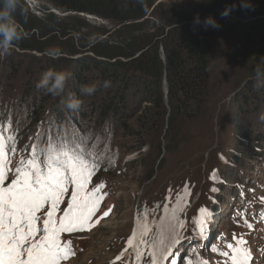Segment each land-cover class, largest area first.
<instances>
[{"label":"rangeland","instance_id":"374dc122","mask_svg":"<svg viewBox=\"0 0 264 264\" xmlns=\"http://www.w3.org/2000/svg\"><path fill=\"white\" fill-rule=\"evenodd\" d=\"M24 1L38 15L42 14L40 8L46 6L39 0ZM166 1L187 12L197 8L196 0ZM88 20L92 24L101 22ZM245 20L227 23L213 42L212 109L208 121H201L176 148H162L158 158L148 146L140 153L127 152L124 137L112 138L85 122L84 129H77L67 120H54L53 113L46 111L41 119L32 121L26 113L24 75L10 84L1 75L0 140L5 144L9 169L4 186L15 178L20 161L30 158L33 146L43 165L50 140L59 143L60 138L72 140L74 135L79 137L77 143L83 142L81 148L87 158L96 159L109 170L94 172L88 179L81 195L98 203L82 229L60 234L62 245L71 242L72 253L60 264H151L150 247L137 246L139 234L146 231L143 238L150 242L161 231L165 216L170 218L174 209H178L176 217L183 224L180 243L172 247L173 255L159 264H231L230 258L223 255L232 254L229 244L250 252L248 264H264V157L252 165L247 176L238 174L237 165L228 166L238 152L235 144L239 134L249 131L255 132L253 139L264 137V121L260 120L264 108L245 115L234 100L235 93L251 78L252 51L248 42L255 38L241 26ZM256 41L253 40L252 50L257 48ZM243 47L245 51H239ZM238 180H242L241 184L235 183ZM100 185L103 187L94 193ZM73 189L69 183L58 206L57 221L67 209ZM47 207L37 213L40 231L36 239L44 234ZM134 230L137 238L129 246L127 241ZM241 239L246 243L238 245ZM138 247L142 249L139 259Z\"/></svg>","mask_w":264,"mask_h":264},{"label":"trees","instance_id":"16d2710c","mask_svg":"<svg viewBox=\"0 0 264 264\" xmlns=\"http://www.w3.org/2000/svg\"><path fill=\"white\" fill-rule=\"evenodd\" d=\"M39 1L46 3L41 15L21 0L23 11L14 15L24 38L0 57V78L10 84L24 75L26 113L32 121L46 111L77 129H84L85 122L112 138L124 137L127 152L140 153L148 146L158 158L162 148H176L201 121H208L213 42L218 30L235 19H246L241 26L257 40V48L252 50L253 40L248 42L251 78L234 100L245 115L264 108V88L256 87L255 76L257 68L264 70V0H196L192 12L166 0ZM226 9L227 15L221 16ZM86 15L101 22L92 24ZM209 16L219 28L204 26ZM54 47L62 53L56 59L47 54ZM49 68L72 73L62 96L53 97L36 87ZM104 81L109 87H103ZM92 83L98 84L97 90L82 96L80 85ZM72 95L84 101L77 110L65 106ZM254 134H239L238 152L228 161L244 176L264 157V137L253 139ZM89 162L95 164L93 173L109 171L96 159Z\"/></svg>","mask_w":264,"mask_h":264},{"label":"snow or ice","instance_id":"6c2138e0","mask_svg":"<svg viewBox=\"0 0 264 264\" xmlns=\"http://www.w3.org/2000/svg\"><path fill=\"white\" fill-rule=\"evenodd\" d=\"M78 140L79 137L75 135L72 140L60 138L59 143L50 140L43 165L37 159L36 146H33L30 158L20 161V166L15 169V178L7 186L4 184L8 179V161L5 144L0 140V264H60L61 260L72 254L71 242L62 245L60 234L82 229L98 203L88 195H81L95 164L89 162L81 148L83 142L77 143ZM69 183L74 185L71 201L57 221L58 206L68 191ZM101 187L103 185L94 189V193L99 192ZM46 205L44 234L36 239L40 231L37 213ZM177 211L174 209L170 218L165 216L161 231L150 242L143 238L146 231L139 234L141 238L137 246L147 244L150 247L151 264H159L160 260L173 255L172 247L180 243L183 224L176 217ZM200 223L203 225L204 221ZM136 238L137 231L134 230L127 241L128 245L132 246ZM244 243L242 239L238 241V245ZM228 247L232 249V254L224 252L223 255L230 258L231 264H248L251 256L247 249L232 244ZM141 255L142 249L138 247L137 258ZM172 264L176 262L172 261ZM201 264L207 262L201 261Z\"/></svg>","mask_w":264,"mask_h":264},{"label":"clouds","instance_id":"9594fccd","mask_svg":"<svg viewBox=\"0 0 264 264\" xmlns=\"http://www.w3.org/2000/svg\"><path fill=\"white\" fill-rule=\"evenodd\" d=\"M20 9L21 0H0V57L10 54L11 50L18 46L20 41L24 38L18 22L15 20V13ZM227 15V9L221 13V16ZM199 17H197V23ZM205 27L219 28L218 22L211 16L204 20ZM47 54L52 58H58L62 53L58 47L47 50ZM72 73L65 69L49 68L45 70L38 80L37 89H43L46 93L53 97L62 96L68 85ZM256 87L264 88V70L257 68L256 73ZM98 84H81L79 91L82 96H90L97 90ZM103 87H109V82L104 81ZM65 106L71 110L79 109L84 101L74 95L70 96L64 101ZM260 120L264 121V114L260 116Z\"/></svg>","mask_w":264,"mask_h":264},{"label":"water","instance_id":"95a60500","mask_svg":"<svg viewBox=\"0 0 264 264\" xmlns=\"http://www.w3.org/2000/svg\"><path fill=\"white\" fill-rule=\"evenodd\" d=\"M53 10H54V9H53ZM53 12L56 13V14H58V15L61 14V13H59V12L56 11V10H54ZM61 15H62V14H61ZM86 17L89 18V19H92V18H93V19H97L96 17H93V16H91V15H86Z\"/></svg>","mask_w":264,"mask_h":264},{"label":"bare ground","instance_id":"6f19581e","mask_svg":"<svg viewBox=\"0 0 264 264\" xmlns=\"http://www.w3.org/2000/svg\"><path fill=\"white\" fill-rule=\"evenodd\" d=\"M26 1H27V0H26ZM28 1L30 2V1H32V0H28ZM34 1H35V0H34ZM34 1H33V2H34ZM31 4H32V3H31Z\"/></svg>","mask_w":264,"mask_h":264}]
</instances>
